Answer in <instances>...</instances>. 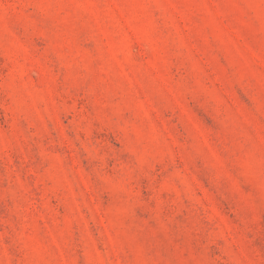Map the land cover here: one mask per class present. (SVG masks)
Instances as JSON below:
<instances>
[{"label": "rangeland", "instance_id": "374dc122", "mask_svg": "<svg viewBox=\"0 0 264 264\" xmlns=\"http://www.w3.org/2000/svg\"><path fill=\"white\" fill-rule=\"evenodd\" d=\"M0 264H264V0H0Z\"/></svg>", "mask_w": 264, "mask_h": 264}]
</instances>
